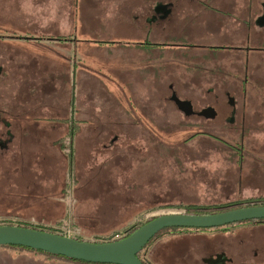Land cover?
Wrapping results in <instances>:
<instances>
[{"label":"rangeland","instance_id":"rangeland-1","mask_svg":"<svg viewBox=\"0 0 264 264\" xmlns=\"http://www.w3.org/2000/svg\"><path fill=\"white\" fill-rule=\"evenodd\" d=\"M164 1L0 0V118L17 131L9 140L0 124V225L104 243L162 215L264 204V65L261 83L246 86L234 76L213 84L206 68L198 73L177 50L161 65L155 52L137 47L157 26L136 17ZM173 83L197 107L213 103L209 91L234 89L238 115L227 121L225 100L215 119L186 116L160 96ZM222 140L243 144L241 163ZM225 229L194 232L223 235L238 226ZM185 234L162 236L141 260L184 264L176 260L189 243L173 240ZM43 260L0 248V264Z\"/></svg>","mask_w":264,"mask_h":264},{"label":"flooded vegetation","instance_id":"flooded-vegetation-1","mask_svg":"<svg viewBox=\"0 0 264 264\" xmlns=\"http://www.w3.org/2000/svg\"><path fill=\"white\" fill-rule=\"evenodd\" d=\"M176 1L178 3L172 0L156 3L151 7V15L136 17L150 27L157 26L156 31H146V38L139 45L147 44L151 42V38L159 36V42L155 43L158 46L150 49L151 53H156V61L161 62V65L166 64L167 51L177 50L184 56L191 57L190 61H186L195 66L198 73L206 68L213 84L224 83L233 76L238 79L240 77L243 86L261 83L262 79L256 73L260 66L264 65L263 1L235 0L234 3H219V7L213 3L208 4L207 0L203 1L204 3L199 0ZM139 49L143 50L144 54L151 55L147 53V47L142 46ZM231 69L236 73L230 72ZM174 84L169 85V95H159L171 102L178 97L191 103L194 109L191 116L201 117L200 114L204 110L213 108L218 117L216 104L225 100L229 101L232 108L227 121L232 122L238 115L240 106L234 89L229 88L221 95L209 91L213 103L197 107L194 105L196 98L179 97ZM242 94L245 100L250 96L244 89Z\"/></svg>","mask_w":264,"mask_h":264},{"label":"water","instance_id":"water-1","mask_svg":"<svg viewBox=\"0 0 264 264\" xmlns=\"http://www.w3.org/2000/svg\"><path fill=\"white\" fill-rule=\"evenodd\" d=\"M173 101L186 116L194 114L191 103L178 97ZM200 116L215 119L217 113L215 109L207 108ZM255 220H264V206L238 208L212 215L167 214L147 222L122 240L106 243L80 241L22 226L0 225V246L23 247L92 264H144L139 255L164 230H213ZM218 260L224 262L223 257Z\"/></svg>","mask_w":264,"mask_h":264},{"label":"crops","instance_id":"crops-1","mask_svg":"<svg viewBox=\"0 0 264 264\" xmlns=\"http://www.w3.org/2000/svg\"><path fill=\"white\" fill-rule=\"evenodd\" d=\"M226 232L221 233L223 235H220V232L211 234L192 232L174 239L173 243H189V247L180 252L181 256L176 262L184 264H194V262L197 264H264V225H241L235 232ZM244 253L249 254V257H246ZM219 256L224 258V262H219ZM51 264H68V262L58 261Z\"/></svg>","mask_w":264,"mask_h":264},{"label":"trees","instance_id":"trees-1","mask_svg":"<svg viewBox=\"0 0 264 264\" xmlns=\"http://www.w3.org/2000/svg\"><path fill=\"white\" fill-rule=\"evenodd\" d=\"M56 39L59 42L66 41L65 38H62V39L56 38ZM131 46H133V45H130V47ZM142 46L143 47H147L146 50L147 51H150L151 48L157 47L158 45H155V43H151V42H148L147 44H143V45H137V47H139V48L142 47ZM2 73H4L3 67L0 66V75ZM263 110H264V108H263ZM15 123L16 122H14V121L11 122L10 120H7L4 117L0 118V124H2L3 127L5 128L6 134H7V136H9V140H14L13 133H15V135L17 133V131L13 128V125ZM242 125H243L244 129L247 130V120H246V118H245V123H243ZM54 126L55 127H62V125L59 122L54 123ZM75 134L76 133H75L74 130H73V132L70 131V135L69 136L72 138V141H73V138H74ZM243 135H245V132H243L242 136ZM211 137L214 138V139H216V140H221L217 136H214V135H211ZM223 143L226 144L228 147H231L232 148V150L234 151V154L238 156L240 163L244 160V150H243L244 146H243L242 143L240 145H232L231 143H228L226 141H223ZM71 159H72V157H71ZM115 160H116V163L120 162L119 159H115ZM115 160H114V162H115ZM253 206H264V204H262V205H257L256 204V205H253ZM244 207H250V205H247V204L242 203V202L229 203V205H224V206H217V207H211L210 206V207L198 208L200 211L199 210H196L195 212L194 211H191V209H188V212L186 214H192V215H212V214L222 213V212H226V211H230V210H234V209H238V208H244ZM155 218H153V219H155ZM153 219H151V220H153ZM151 220H149V221H151ZM250 224H252V225L253 224H255V225H264V220L248 221V222L238 223V224H235V225L241 226V225H250ZM235 225H231V226H235ZM20 226L27 227V228L33 227V226H27V225H24V224H21ZM231 226H226V227L219 228V229H222V231H223V230H226L225 228H229ZM140 227L134 228L132 231H130L128 234H126L124 237L120 238L119 240H122V239L130 236L132 233H134L135 231H137ZM31 229L41 230V231H46V232H50V233H54V234L66 236V234H63L61 232H57L55 230H45L43 228H38V227H33ZM213 230H218V229H213ZM194 231L206 232V231H209V230H182V229H168V230H164L161 233H159L149 243L148 246L152 245L155 241H157L159 238H161L162 236H164L166 234H178L180 232H183V233H192ZM75 239L82 241L80 238H75ZM119 240L107 239V240L104 241V243H106V242H115V241H119ZM97 243H99V242H97ZM0 248L1 249L6 248V249H10V250L25 251V252L31 253L33 255H36V256H38V255L44 256L43 262L45 264H51V263H53L55 261H64V262L73 263V264H92V263H86V262H82V261H77V260L69 259V258L62 257V256H55V255H51V254H48V253H45V252L31 250V249H27V248H23V247L0 246ZM139 258H140V255H139ZM143 263L144 264H149L146 261H143Z\"/></svg>","mask_w":264,"mask_h":264},{"label":"built area","instance_id":"built-area-1","mask_svg":"<svg viewBox=\"0 0 264 264\" xmlns=\"http://www.w3.org/2000/svg\"><path fill=\"white\" fill-rule=\"evenodd\" d=\"M117 236L119 237V235H117ZM117 236H116V237H117Z\"/></svg>","mask_w":264,"mask_h":264}]
</instances>
